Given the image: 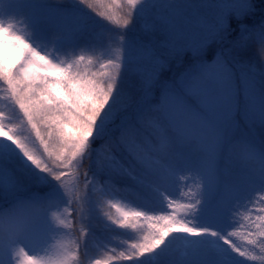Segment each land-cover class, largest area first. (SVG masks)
I'll list each match as a JSON object with an SVG mask.
<instances>
[{
  "label": "snow or ice",
  "instance_id": "1",
  "mask_svg": "<svg viewBox=\"0 0 264 264\" xmlns=\"http://www.w3.org/2000/svg\"><path fill=\"white\" fill-rule=\"evenodd\" d=\"M3 3L0 83L19 112L15 123L0 112V264H84L89 238L106 226L95 219L105 203L116 210L106 214L113 225L146 234L129 254L91 264H176L178 238L188 250L183 264H264V214L248 241L260 255L227 230L239 206L264 205V16L245 23L256 0H42L7 11ZM87 10L115 26L100 56L75 54L90 39ZM233 22L237 35L225 46ZM59 52L73 55L59 60ZM188 53L189 66L165 79ZM257 128L259 143L245 135ZM237 146L244 173L229 178L221 161L237 157ZM183 171L195 175L197 192L159 215L106 199L158 192ZM60 232L65 239L51 250L49 237Z\"/></svg>",
  "mask_w": 264,
  "mask_h": 264
},
{
  "label": "rangeland",
  "instance_id": "2",
  "mask_svg": "<svg viewBox=\"0 0 264 264\" xmlns=\"http://www.w3.org/2000/svg\"><path fill=\"white\" fill-rule=\"evenodd\" d=\"M18 3L20 5H28L29 3L34 2H42V0H4L3 7L7 11L11 3ZM51 3H58L63 5H73L76 3V0H49ZM168 0H151V3L162 5L167 3ZM262 0H256L257 11L256 14L252 17L246 19L245 23L255 24L259 23L261 16H264V10H260L261 6H264V1L260 4ZM99 9L103 10V5L98 6ZM27 11V9H25ZM89 15L92 17V31L90 34V39L88 41L83 42L82 49L78 50L75 54H85V55H93L100 56L104 53V49L108 46L106 32L110 28H114L115 26L111 25L110 22L101 18L96 11L87 10ZM22 18V17H21ZM24 28L23 25H19V29L22 31ZM236 30V23L233 22L230 31ZM137 34H140L139 32ZM147 39V37H146ZM95 44L97 45V50L92 52L88 45ZM48 52H53V47L51 45H46ZM218 48V45L213 44L209 47L206 56L211 55L210 52L215 53ZM73 55L71 52H59L56 53V56L59 60H63L65 58ZM207 58V57H206ZM191 53L189 55L186 54L182 61L173 62L169 69L166 70L165 79L172 77L182 71H184L189 64L191 63ZM260 75L259 72H257ZM129 88L131 90H135L137 85L136 80H132L129 82ZM5 95L6 99L1 97V95ZM0 112H3L5 115L6 122H18L15 119L16 113L19 112V109L14 106L12 100L9 98L8 92L6 90V85L0 83ZM11 117L12 120L9 121L8 118ZM27 135V133H25ZM245 135L249 136L251 139L259 143L260 136L262 135L259 128L245 133ZM177 151L192 153L191 145L186 144H177ZM194 155V153H192ZM221 167L225 169L226 174L229 178L242 177L244 173V164L239 162V159L233 157L231 160L225 158L221 161ZM181 178L179 180H174L171 184L166 185L160 190L157 191H136V192H124L120 195L115 196L114 198L109 197L106 199H114V202L119 203L120 206L128 212L134 211H148L150 215H159L162 210L166 209L169 201H175L177 203H189L191 202L192 197L189 196V192L196 193L197 192V180L193 173L183 171L180 174ZM246 204V201L241 199V205ZM3 199H0V208L6 207ZM264 207V205H260L258 202L255 205L248 204L247 208L244 206H239L232 214L231 223L228 226L229 232H237L238 235L233 236L232 240L242 249H247L251 252H254L256 255H260V250L258 248L253 247L248 244V241L252 239L251 233L255 231L252 227V221L255 220L256 215L264 214L259 213V208ZM255 208L257 211H252ZM171 211V209H167ZM115 208H110L106 203L101 204L98 207L97 216L95 219L105 224L106 226L103 230H97L96 238H89V255L85 258L84 264H91V261L95 258H104L109 254L119 255L121 252L125 253V255L131 252V246L135 243L141 241L145 232L138 231L137 229L132 228H120L119 226L113 225L111 220H108L107 213L112 212L115 213ZM181 216L183 214L181 213ZM250 217V219H245V217ZM191 220V217H188ZM143 223V222H142ZM65 239L63 232L53 233L48 240L47 247L51 250H54L59 241ZM175 247V255L174 259L176 264H183L185 260L189 258L186 255V250L183 247V241L181 238H178L174 244ZM40 255H44L43 252ZM242 259V258H241ZM117 264H131L130 261L121 260L118 261ZM234 264H240L238 259H234ZM247 264H262L261 261H247Z\"/></svg>",
  "mask_w": 264,
  "mask_h": 264
},
{
  "label": "trees",
  "instance_id": "3",
  "mask_svg": "<svg viewBox=\"0 0 264 264\" xmlns=\"http://www.w3.org/2000/svg\"><path fill=\"white\" fill-rule=\"evenodd\" d=\"M263 1L264 0H262V2H260V4H262L263 3ZM230 35H228L227 37H226V39H225V41H224V43H225V46H227L228 44H229V42L237 35V32H236V30H232V31H230ZM211 53V55H209V56H206L208 59H211L212 57H214V55H215V53H213V52H210ZM189 55H190V53H189ZM1 97H3L4 99H6V96L5 95H1ZM259 141V140H258ZM242 151V148L240 147V146H237V149H236V152H237V159H239V153Z\"/></svg>",
  "mask_w": 264,
  "mask_h": 264
}]
</instances>
